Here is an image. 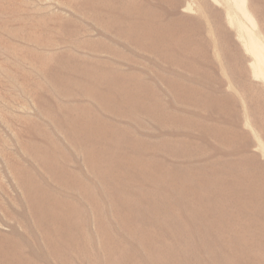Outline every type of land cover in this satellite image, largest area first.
Listing matches in <instances>:
<instances>
[{"label": "bare ground", "instance_id": "6f19581e", "mask_svg": "<svg viewBox=\"0 0 264 264\" xmlns=\"http://www.w3.org/2000/svg\"><path fill=\"white\" fill-rule=\"evenodd\" d=\"M187 1L189 4L196 2L195 9L202 15L173 17L182 6L189 9L186 0H82L75 9L76 14L99 26L106 43L72 40L88 30L72 19L63 20L53 28L63 36L58 43L63 49L52 50L46 55L49 57L43 59V65L45 73L54 82L53 91L61 94L63 101L44 100L40 114L48 119L55 132L63 134L66 143L60 145L52 133L32 122L30 132L39 135L40 139H37L41 141L35 143L40 145L35 149L42 152L32 153L25 149L41 171L15 164L13 173L20 179L26 197L32 235L40 239L41 245L37 248L35 242L34 249H28L31 256H26L22 249L24 245L20 244L26 241H22L21 234L15 236L17 230L10 226L11 235L0 234V264H77L75 258L79 257L82 261L85 258L86 264H197L198 251L207 252L211 264H264V179L256 176L257 172L254 174L247 164L256 158L236 153L239 157H235V161L223 158L219 167L213 162L215 165L211 166L212 163L204 162L206 158L203 162L201 158H189L185 154L186 142L174 138L179 135L171 129L177 121L173 115L177 109L176 101L191 104L194 109L215 100L221 111L226 106L225 100L230 99L227 94L217 97L213 91H204L193 79L170 70V65L183 64L184 70L199 73L195 55L199 52L189 47L195 42L197 31H215L216 34L223 31L218 8L206 0ZM250 1L249 12L262 20L260 24L264 29V0ZM258 2L261 10L255 5ZM259 29L262 30L261 26ZM199 44L206 63L207 47L202 42ZM82 46L95 55L104 52L118 56L129 65L124 71H104L102 68L109 61L96 59L93 64L91 60H85L86 57L82 58L74 51ZM113 46L121 47L122 51L117 52ZM136 50L152 55L148 56L150 60L146 56L147 64L140 61ZM232 51L234 62H238L237 65L232 62L234 65L227 69L239 76L243 70L240 68L243 61L239 60L242 53ZM218 53L223 60L228 58V49L218 47ZM171 55L178 58L171 61ZM156 60L164 62L165 67L157 65ZM152 66L157 67L152 73L156 89L159 83L164 85L160 93L150 92L154 83L143 76L152 72ZM200 75L205 79L209 77L208 71ZM238 79L242 90L255 100L254 107L263 110L260 92L248 87L243 78ZM218 89L215 90L218 92ZM150 123L157 127L160 135L157 141H152L151 134H148V141L143 137L146 132L142 128ZM148 145L153 151H146ZM23 146L34 145L29 142ZM205 151L200 154L206 155ZM77 155L82 165L75 161ZM45 182L53 188H44ZM107 215L112 216L111 222L107 221ZM21 218L23 227L28 228L25 217ZM91 222L94 234L99 238L97 241H100L97 245L102 253L103 250L106 253L104 257L98 255L102 259L97 256L99 250L92 245L93 234L87 229ZM160 244L168 250L164 249L162 256H149L152 253L149 249ZM114 256L117 260L110 263Z\"/></svg>", "mask_w": 264, "mask_h": 264}, {"label": "rangeland", "instance_id": "374dc122", "mask_svg": "<svg viewBox=\"0 0 264 264\" xmlns=\"http://www.w3.org/2000/svg\"><path fill=\"white\" fill-rule=\"evenodd\" d=\"M206 1L209 2L212 6L218 8L219 16L221 14L219 19L221 25L223 26V31L220 32V34H216L215 31L214 32H205L204 30H200L201 32L197 31V35H196L197 37L195 39V42L191 43L189 47L199 52L195 54L198 57V60L196 59L197 60L196 64L198 66L197 69L199 70V73L193 74L192 72H188L184 70V68L182 67L183 64H179L178 67L177 66L174 67V65H170V70L174 71V73L183 75L188 79L191 80L193 79L194 81H196L197 87L199 85L202 86L204 91H213L214 93H216L217 97H225V94H227L230 96V99L228 97V99L225 100L226 106L224 110H221L223 112L217 109L215 105L216 104L215 100L214 102L212 100L205 106L199 105L198 107H194V109L191 104H185L176 101L177 109L176 108L174 109L173 115L176 117L177 121L174 123L171 129L174 132V134L179 135V137L177 136L174 138L177 139L180 138L181 140V141L179 140L180 142H186L184 147H185V151L186 150L187 151L185 152V154L189 158L191 159L201 158L202 162L206 158L204 162L207 161L206 163L209 165L210 163L213 162L217 166L213 163L211 164V166L215 165V167H219L220 164H223L220 163L223 162V158L225 161L229 160V158L230 161L233 160L235 161L236 159L235 157H237L236 153L238 154L246 153L251 157L250 159L256 158L260 160V161L257 160L258 161L257 162L256 159H253L250 160L251 162L248 161L249 163L247 164L248 166L251 167L254 174L257 172V174H255L256 176H260V178L264 179L263 177L264 165L261 166L262 162H264V120H263L264 113L261 114V112H263L264 109L260 111L258 110V108H255L254 107L255 100H251V98H249L247 93L242 90L241 85L236 81L237 78L239 79L243 78L244 79L243 82H246L248 84V87H252V88L254 87L256 92H260V97L262 95L261 97L263 98L262 104L264 106V29H263V25L260 24L262 23V20L261 19L259 20V18L255 17L251 12H249L250 6L252 5L249 4L251 3L250 0H206ZM81 3L82 0H0V207H2L0 209V234L6 235L5 233L7 234L9 233L11 235L10 226H13V228L17 230V235L15 236L21 234L22 235L21 237H23L22 241H26L20 243L22 244V246L24 245L22 249H24L23 254H26V256H31V253L29 251H31V249L33 250L36 244H38L36 247L39 248L41 245V241L39 238L34 237L32 235L33 230H31L30 227L31 225V221L29 220L30 217H27L28 213L26 206L27 203L26 197L22 192L23 189H21L22 186L20 185L21 183L20 179L15 176V173H13V166L15 164H25V166H27L28 168L36 167L38 171H41L40 168L32 161L33 159L30 157V152L32 153L34 152L38 154L42 152L39 148L35 149V147H40V145L35 144L36 142H41L37 139V138L40 139L39 135L30 132L33 130L32 128L34 124L42 126L48 133H52L53 139L56 138L55 140L59 142L60 145L62 146L65 145L63 143L65 141L62 139L63 134L60 133L59 131L55 132L52 126L50 125V123L48 122V119L44 116H41L40 114L42 108L41 106L44 100H49L51 102H54V100L57 102L63 101V99L60 97L61 94L57 95L53 91L52 87L54 85V82H52V78L45 73L44 65H43L44 64L43 59L49 57L46 55H50L52 53V50L61 51V49H63L62 48L63 46L60 47L61 45L58 44L60 43V40L63 38V36L61 32L57 33L53 28H55V26L60 25L61 22H63V20L72 19L77 22V25L88 29L87 31H85L87 33L74 36L72 40H76L78 41V43L98 42L100 40L105 43L107 42V39L104 37V35L100 33L102 32V29H100L99 26H94L90 20L80 17L81 16L80 14L78 15L76 14L75 9ZM186 4H189L187 0H186ZM197 5L198 4L196 2L190 1V4L188 6L189 9L186 8V5L182 6L173 17L190 16V15L201 16L202 15L201 11L199 13V11L195 9V6ZM255 5L256 7L258 6L257 7L258 9L259 7L260 10L262 9L261 4L259 2ZM167 6L168 5L166 4L165 7ZM262 16H264V14ZM163 17H165L164 14ZM35 19L37 21H35ZM203 21L206 24V21L204 19ZM259 26H261L262 30L259 29ZM29 31L31 33L34 31V33L30 35ZM35 34L37 35L39 34V35L36 36ZM199 42H202V44L206 45L207 47L205 53L206 56L204 55L205 58L207 59L206 63L204 57H202V52H201L202 46H200ZM53 44L55 45L53 46ZM218 47H221L222 49L226 48V50L228 49V52L230 53V54L228 53V58L230 56L231 57L229 59L226 58L223 60L219 56ZM113 48H115L117 52L122 51L120 49L121 47L113 46ZM86 50L87 49L82 46L81 49L74 51L75 53L81 54L83 56L82 58L86 57L85 60H89V61L91 60L90 62H92L93 64L97 62L95 61L96 59H105L106 61H109L107 65L103 66L102 69L104 71L107 70L109 72H112L111 70L114 69L115 71H124L127 65H129L121 58H118V56H112V55L109 56L104 52L101 53L98 52L95 55L92 54L90 51L88 50L86 51ZM232 50L234 51L237 50L240 54L242 53L239 56V60L243 61L242 62L243 65L240 66V68H243V70L242 72L239 73V76L236 75L237 73L236 74L229 73L227 69L229 65L231 64L234 65L235 62L237 65L238 62V60H235L234 62L233 59L235 57L234 55H232L233 52ZM24 52H26V54ZM135 52L139 53L140 57L138 58L143 64H147V61L145 60L146 56H147V60H150L148 56L152 57L151 54L143 50L142 51L136 50ZM170 57L172 58L171 61H173L174 57L178 58L177 55H171ZM155 63H157V65H159L160 67L161 66L165 67L166 65L164 62L162 61L158 62L157 60L155 61ZM152 68H153L152 72H149V75L146 74L143 76L145 80L150 79L154 83L155 75L152 73H154V71L157 70V67L152 66ZM203 71L206 72L208 71L209 74L208 76L210 78L208 77V79H205L204 76H201L200 74H202ZM145 76L147 78H145ZM234 76H237L236 79L233 78ZM212 78L214 79L212 80ZM32 80L33 82H31ZM203 83H205L206 85L204 86ZM163 89H164V85L162 83H159L157 89L154 83V86L150 92L160 93ZM215 89H218V92ZM220 93L223 94L220 95ZM230 106H232L231 109H229ZM183 109L193 110V112L190 114ZM204 109L207 110L205 111ZM252 110H254V112ZM258 116L259 117L262 116V117L259 118ZM215 117L218 121H215L216 120ZM222 120L224 122H222ZM215 122L217 123L215 124ZM230 122H232V124ZM212 124L214 125V128ZM212 128H213L212 130L213 132L211 131ZM220 128L222 129L224 128L226 130L223 129V131H221L222 129L220 130ZM142 129L144 133L146 132L145 133L146 135L145 136L143 135V137H145L147 141L150 140V138H148V134L152 135L153 137L151 138L152 141L153 140L157 141L159 139L160 135L158 133L156 125L150 123L148 125H145ZM219 131L221 133H219ZM224 131H227V133ZM226 134L228 136H226ZM213 135H215L216 138H214ZM229 139H231L232 143L229 142L230 141ZM234 141L235 144L233 143ZM29 142H31L32 145L34 146H29V147L23 146V144ZM202 142H204V144ZM205 143L208 145V147L210 146L211 147L208 148ZM227 144L229 148L226 146ZM204 145H206L205 146L206 148L203 147ZM240 146H242V148ZM212 147L214 148L212 149ZM223 147L226 148L224 149ZM25 148H27L30 152H28L27 149ZM151 148L152 147L150 145L145 147L147 152L149 150H150L149 152L153 151ZM229 149L232 151H229ZM235 149L237 152H235ZM203 151H205L206 153V155L203 154L205 156L201 155L202 153H204ZM200 152L202 153L200 154ZM208 152L211 153V155H208L209 154ZM193 153L195 155H190ZM231 154L234 157L232 156L230 157ZM226 155L227 157H225ZM200 156H203V158ZM213 156L214 159L211 158ZM184 157L185 156L183 157L181 156V158ZM169 158L172 159V157L170 156ZM208 158L211 160L210 161L207 160ZM75 159H76L75 161L79 162V164L82 165L81 164L82 161L79 155H77ZM72 161L73 160L70 161L71 164L70 167L74 165ZM30 163H34V165H31ZM256 163L257 166L256 165L253 166V164ZM258 164L261 166V168ZM211 169L212 168L210 167L209 170L211 171ZM36 176L38 177V174H36ZM49 185H50L49 182H45L42 186L44 188L52 189L53 186L52 185L49 186ZM5 204L7 205L5 206ZM8 206H10V208ZM104 209L105 211H107L106 207ZM3 210H5V212ZM6 211L9 213V216H7L8 213ZM22 216L25 217V221H27L28 228L26 229L25 227H23L24 222H22V218H21ZM8 217L9 219H7ZM106 219L108 222H111L113 218L112 216L107 215ZM91 223L89 224L87 229L89 233L93 234L92 245L96 250H99L101 252L99 248L100 241H97L99 240V238L95 236L94 234L95 228L93 227L94 224ZM97 243L99 245H97ZM195 244H191V245H195ZM164 249H166V246L162 244H160L157 247L156 246L152 247L149 249L150 253L152 252L151 254H149V256H159V255L162 256L163 252L168 250V249L166 250ZM38 250L41 251L40 249ZM99 251L97 256L102 255V257H104L105 256L104 254H106L104 250L103 253L101 252V254ZM75 255H79V254L75 253ZM75 255L73 256L75 257ZM197 255L199 257L197 264H211L210 262L211 259L207 257L208 256L207 252L205 253L204 251H198ZM200 255L202 259L200 258ZM100 256H98V258L102 259V257ZM93 257L96 258V256L94 255ZM75 260L77 261V264L78 263L86 264L85 258L83 259V261L81 257L75 258ZM115 260H117V256L112 257L110 263ZM43 264L46 263L43 262ZM140 264L143 263L140 262Z\"/></svg>", "mask_w": 264, "mask_h": 264}]
</instances>
